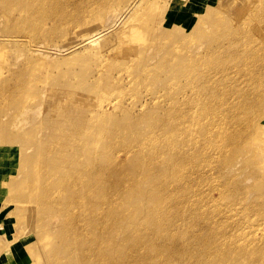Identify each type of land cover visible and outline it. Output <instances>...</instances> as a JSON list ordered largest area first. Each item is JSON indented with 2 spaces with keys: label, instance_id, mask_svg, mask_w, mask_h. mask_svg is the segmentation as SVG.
Segmentation results:
<instances>
[{
  "label": "rangeland",
  "instance_id": "374dc122",
  "mask_svg": "<svg viewBox=\"0 0 264 264\" xmlns=\"http://www.w3.org/2000/svg\"><path fill=\"white\" fill-rule=\"evenodd\" d=\"M29 1L28 6L23 3L24 7L22 0H0V237L3 232L6 242L13 241L12 245L9 244L10 251L0 250V264H7L8 261V264H32L26 260L29 254L24 245L30 243L32 236L29 235H33L32 229L44 230L45 225L52 227L49 240L63 244L62 249L67 241L76 240L75 235L81 228L79 225L83 227L82 220L85 217L83 203L86 198L77 190V184H81V181H77L78 169L82 172L88 170L91 192L96 190L94 195L100 188L103 193L104 189L108 190L106 203L102 201V206L95 203L91 215L89 214V218L95 217L98 222L95 224V220H91L92 230L100 224H106L108 230L117 234L122 241H126L128 237H137L138 234L145 238L156 237L159 241L165 235L164 228L158 232L159 234H154L146 226H141L143 222L138 221L140 216H145L143 207L137 206L140 200H135L134 195L129 196V191L110 192L111 187L120 185L121 181L125 183L132 181L135 190L138 187L143 190H146V187L149 189L148 182L152 181L149 179L147 166H139V158H126L120 152L126 147L134 146V143L124 140L125 124L140 122L150 112L162 118L170 117L171 123L180 121L184 115L193 119V123H198L202 115L210 114L216 108L219 111L218 109L231 99L251 96L250 90H257L258 85H261L260 82L264 84V75H257L259 79L257 80L251 75L253 70L258 73L259 68H249L246 62L235 63L233 60L224 63L219 71L211 68L206 49L198 47L199 44L192 43V40V44H188L189 48L187 45L186 47L175 44L164 45L165 49H170L169 52L161 50L160 53L163 54L168 52L166 57L162 60L158 57H148L144 60L143 67H139L140 63L135 62V58L119 57L114 49H106V51L93 49L87 88L89 92L86 91L85 94L90 96L87 101L89 104L93 103L91 106L94 110L99 106L97 110L99 114L94 123L97 127L95 132L88 123L82 124L84 121L82 122L77 116L76 111L53 106L61 101L60 97L67 93L69 86L77 84L78 78L82 77L81 66L72 67L61 60L76 57L87 50V48L75 50L74 54H70L69 51V47L86 36L81 29L84 20L92 18L96 28H102L109 22L107 11L118 5L121 0H59L63 7L56 10L55 14L53 10L50 11L52 7H47L49 3H42L41 0ZM150 1L162 4V0ZM233 1L189 0L190 8L185 12L182 10L183 14L181 18L179 17L181 22L178 25L184 29L183 35L192 39L189 33L197 20V14L204 13L207 6L227 8ZM98 11L99 15H95ZM72 12L83 22L80 20L74 22L73 14V18L70 16ZM173 23L174 20L166 26L172 29ZM110 27L111 23H108L104 30H109ZM14 37L19 38L17 42L12 40ZM259 61L261 62V60L256 62ZM79 73L80 75L77 76ZM48 95L51 104L47 102ZM259 96L264 97L263 91ZM92 99L96 101L93 102ZM18 118L22 121L29 119L20 126L24 127L22 130H14L10 126L12 122L19 120ZM255 124V128L252 129V133H255L254 137L257 134H264V115L262 119L254 120ZM99 127L114 133L102 140L97 131ZM83 128L95 132L96 138L99 139L101 149L97 151L95 159L100 160L96 161V164L95 159L89 162L82 160V163L78 164L76 133L78 129ZM142 129L146 130V128ZM19 135L26 137V140L31 137L39 142L44 141L43 143L48 139L49 142L59 144V148L48 149V157L44 161H39L35 152L36 147L29 146V154L25 155L26 160L20 149L24 143L21 139L12 141V146L7 144L9 137L19 138ZM161 149L158 144H147L144 149L148 160L156 162L153 168L154 175H160L167 167L166 157L161 153ZM195 151L198 156L194 158L196 164L184 165L182 176L186 172H197L207 164H199L200 152L197 149ZM107 153L110 155L105 159ZM232 159L231 169H223L225 167L221 159L217 163L214 175L208 173L207 176L202 177L200 184L199 182L196 184H199V187L210 188L216 184L221 186L227 184L229 188L230 185L237 184L243 194L239 202L248 206L255 198L251 193L254 188L264 185V171L258 172L259 168H263L264 163L245 147H241L236 155L233 154ZM195 166L200 168L197 169ZM174 168L176 167L171 168L173 181L170 185L174 195L171 201L168 200L169 212L165 218H168L175 227V223L181 224V216L177 217V213L184 212L183 217L191 220V212L198 207H195L196 188L186 187L181 181H177ZM218 169L223 170L219 172ZM95 185L97 189H94ZM157 189L159 192L170 193L166 186L159 185ZM184 189H187V193L190 190L191 196L189 201L183 204L181 199L185 198ZM224 191L227 194V190ZM248 195L250 196L246 200ZM210 196L220 199L221 195L218 190H214L210 192ZM111 201L120 204L122 209L117 210V217L109 220V213L106 210L110 207ZM220 202L224 204L223 200ZM241 205L238 206L243 207ZM34 206H40L41 211H45L44 214L55 219L46 223L41 221V224L37 223L36 228L31 226L34 224L27 223L28 235H20L15 241L16 218L13 213L29 212ZM209 206L207 208L210 211L219 210L212 204ZM188 210L190 212H187ZM242 214L243 212L239 215L228 213L227 215L232 216L233 220L228 219L229 222L235 223V220L242 218ZM251 217L255 218L253 215ZM134 226L138 229L133 230ZM45 255L44 248L41 256ZM43 263L44 261L41 262Z\"/></svg>",
  "mask_w": 264,
  "mask_h": 264
},
{
  "label": "bare ground",
  "instance_id": "6f19581e",
  "mask_svg": "<svg viewBox=\"0 0 264 264\" xmlns=\"http://www.w3.org/2000/svg\"><path fill=\"white\" fill-rule=\"evenodd\" d=\"M41 1L49 3L50 5L47 7H52L50 11L53 10L54 14L56 10L63 7L59 0ZM23 3L28 6L30 1L22 0V5ZM189 8V0H162V4L150 0H121L118 5L107 11L108 23H111L109 30H104L108 23L97 29L92 23V18L85 19L83 22L81 18L75 17L77 14L72 12L70 16L71 18L74 16V22L76 20L83 22L84 26L81 29L86 36L69 47L70 54H74L75 50L84 48L87 50L76 57H68L61 61L69 63L72 67L81 66L82 77H77L78 83L70 85L67 93L60 97L61 101L56 102L53 106L76 111L77 116L82 119V122L84 121L81 123L83 125L88 123L96 132L97 127L94 123L99 114L97 111L99 106L94 110V107L91 106L93 103L89 104L87 101L90 96L85 94L86 91L89 92L87 88L89 87L93 49L101 51L114 49L119 57L135 58L134 61L140 63L139 67H143V62L148 57H158L159 60L166 57L170 49H165L164 45L175 44L186 47L192 40V43L199 44L198 47L206 49L211 68L219 71L224 63H230L233 60L235 63L246 62L249 68H259L258 73L253 70L251 75L257 80H259L257 75H264V56H262L264 54V38L261 39V36H264V0H234L227 8L207 6L204 13L197 14V20L189 33L192 39L186 38L183 35L184 29L178 25L181 22L179 17L181 18V14L188 11ZM95 15H99V11ZM173 20L175 23L172 24V27L174 28L169 29L166 24ZM217 34L218 36H216ZM218 37L222 39L220 40ZM18 39V37H14L12 40L17 42ZM162 49L168 52L160 53ZM128 51L131 53L128 54ZM161 55L162 57H160ZM258 60L261 62H256ZM65 66L68 67V65ZM260 84L257 90H250L251 96L231 99L223 104L218 109L219 111L216 108L214 112L202 115L198 123H193V119L188 115H184L180 121L171 123L170 117L162 118L150 112L140 122L125 124L124 140L134 143V146L126 147L120 152L126 158H139V166H147L149 179L152 181L148 182L150 187L149 189L146 187V190L141 187L135 190L132 181H126V183L121 181L120 185L112 186L110 192L129 191V196L134 195L135 200H140L137 206L143 207L145 216H140L138 221L143 222L141 226H146L154 234H159L158 232L164 228L165 235L159 241L156 237L145 238L140 234L122 241L117 237V234L108 230L106 224H100L95 227V230H92L91 220H95V224L98 222L95 217L89 218V214L91 215L95 203H98L99 206H102V201L104 204L106 203L108 190L104 189L103 193L102 188L98 187L100 189L94 195L96 190L91 192V186L88 183V170L85 169L82 172L78 169L77 181H81V184H77V190L86 198L83 203L85 210V217L82 220L83 227L79 225L81 228L80 232L75 235L76 240L67 241L62 249L63 244L49 240L52 227L45 225L44 230L32 229L33 235H29L32 236L30 243L24 244L25 250L29 254L26 260L32 264H41L42 261H44L43 264H264V185L254 188L251 193L255 198L248 206L239 202L243 194L237 184L230 185V188L227 184L222 186L216 184L213 188L199 187L202 177L207 176L208 173L214 175L219 160L223 159V167H225L223 169H231L232 156L236 155L241 147L250 149L264 163V134H257L254 137L255 133H252V129L256 126L254 120L262 119L264 115V97L260 98L259 96L261 91L264 93V84L262 82ZM47 97L48 104H51L49 95ZM64 101L65 103H63ZM92 101L94 102L96 99H92ZM19 120L11 123L10 126L14 130H22L24 127L20 126L29 121L28 118L23 121ZM190 124H192L191 127ZM142 128H146V130L144 131ZM86 130L78 129V133H76L78 136V164L82 163V160L89 162L95 159L97 151L101 149L95 132ZM97 131L102 140L114 133V131L101 127ZM9 138L11 140L8 139V146H12V141L16 139H21L24 142L20 148L24 156L29 154V146L30 148L35 146L39 161H44L48 157V149L59 148V144L49 142L48 139L46 143H43L44 141L39 142L31 137L27 138L28 140L22 136ZM147 144H158L162 148L161 153L166 157L167 167L162 170L160 175H154L153 168L156 162L148 160V156L144 152ZM196 149L200 152L199 164H207L201 168L195 166L197 169L200 168L197 172H186L182 176L184 165L196 164L194 162V158L198 157ZM69 150L71 151V149ZM109 155L110 153L105 154V159H108ZM25 158L27 160L26 156ZM98 160L100 159L96 158L94 163L96 164ZM172 166L176 167L174 169L177 181H181L182 185L186 187L196 188L195 207L198 209L191 212V220L195 224H191L190 219L183 217L184 212L177 213V217L181 216V224L175 223L178 227L171 225L170 220L165 218L169 212L168 200L171 201V197L174 195L170 190L173 181ZM223 169L217 171L221 172ZM262 171H264V164L263 168L258 169V172ZM127 176L129 177V175ZM217 178H215L216 181ZM196 182L199 184L197 185ZM159 185L166 186L170 193L159 192L157 189ZM69 186L71 187V185ZM94 189H97L96 185ZM225 189L227 194H225ZM214 190L220 192V199L210 196V192ZM250 195L246 197V200ZM190 196L191 191L189 190L187 193V189H184L183 197L185 198H182L181 202L183 204L188 202ZM222 200L224 204L220 202ZM210 204L219 210H208L207 207H210ZM119 205L113 202L110 204L106 210L109 213V220L117 217V210L122 209ZM223 208L224 210H222ZM145 209L148 210L145 211ZM44 212L41 211L40 206L31 207L29 212H14L13 215L16 218L15 241L20 238V235H28L27 223L34 224L31 226L36 228L37 223L41 224V221L46 223L55 219ZM242 212V218L239 217L240 219L235 220V223L229 222L232 220V216L227 215L228 213L239 215ZM251 215L255 218L252 219ZM104 222L106 223L107 220ZM137 229V227H133V230ZM1 234L3 235V232ZM2 235L0 250L5 249L8 252L13 241L6 242L5 236ZM6 246L8 247L6 248ZM43 247L46 249L44 257L41 256Z\"/></svg>",
  "mask_w": 264,
  "mask_h": 264
}]
</instances>
